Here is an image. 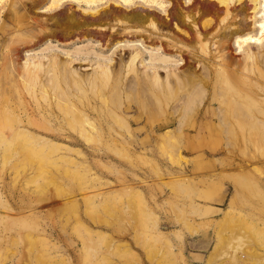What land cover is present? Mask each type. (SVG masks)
Returning a JSON list of instances; mask_svg holds the SVG:
<instances>
[{
  "label": "rangeland",
  "instance_id": "rangeland-1",
  "mask_svg": "<svg viewBox=\"0 0 264 264\" xmlns=\"http://www.w3.org/2000/svg\"><path fill=\"white\" fill-rule=\"evenodd\" d=\"M263 23L264 0H0V137L49 141L0 146V264H264ZM188 60L217 70L206 113L136 85Z\"/></svg>",
  "mask_w": 264,
  "mask_h": 264
},
{
  "label": "bare ground",
  "instance_id": "bare-ground-1",
  "mask_svg": "<svg viewBox=\"0 0 264 264\" xmlns=\"http://www.w3.org/2000/svg\"><path fill=\"white\" fill-rule=\"evenodd\" d=\"M263 27H264V23H263ZM80 36H81V34H80ZM73 39H74V37H73ZM155 59L156 60H162V61L167 62V63L169 62V58L165 57L163 55H157L155 57ZM186 64L187 65L185 67H182V68L176 67V68H174L173 69L174 73L171 72L172 74L168 75L166 79H161L160 76L158 75L157 71H155L152 76H148V78H146L145 76H139L138 79H137L136 85H139V87H142L144 90L150 91L151 93L149 95L153 96V98L155 99V101L157 103L161 104V101H163V100L167 101L166 105H168L173 98L179 96L181 94V91L187 90L188 93H187L186 96H184V100H185L184 104L191 105L194 102L195 105L197 106L196 112L198 111L200 113H206L208 111L204 110V112H202V110H200L199 104H197V101H196V97L197 96L200 97L201 94H203V92H205L207 85L209 84V82H211L208 79H210V78L212 79V75L216 74L215 71L217 72V70L214 69V71H212L209 67L206 66L207 67V70H206L207 72H206V74H202V73H198L196 71V69L194 68L193 64L189 60L186 62ZM221 64L222 65L224 64L223 67H225V68L220 70V72L224 73V75H222V76H224L223 77L224 81L227 84H231L230 75H229L230 74V70L228 69V67L230 66V62H228L227 64H225V63H221ZM208 65H209V63H208ZM50 72H51V74L49 75V80L53 81L55 85L59 86V80H61V81H64V82L68 83V85H69V90L68 91H70L71 87L73 88V86H77V87L82 88V85H81V84H83L82 81H80L77 78H74L73 73H72L71 70L68 71V70L64 69L63 71H61V73L59 75L58 71L56 70V68L54 66L50 70ZM105 72H106V70L103 73H105ZM203 72H205V71H203ZM107 79H108L107 77L103 78V79H99L97 76H94V77L89 78L88 80H89V83L93 85V87L100 86L101 89L99 91H102L103 86L104 85L106 86V84L108 83ZM116 82L117 83L115 85L117 87V93L119 94V91L122 88L121 79L118 78L116 80ZM44 85H46V84H44ZM119 86H120V90H119ZM125 89L126 90H123V91H127L128 92L131 88L127 87ZM235 90H236V88H235ZM68 91H67V93H65L62 90V91H60V93H63V94L67 95ZM234 93H236L237 95L241 96V91L238 90V89L235 92H233L232 94H234ZM57 96H58V94H57ZM103 97H106V96H103ZM200 101L201 102L202 101L206 102L207 100H205V97L203 96V97L200 98ZM238 102H239V99H236V98L229 99L228 100V105H229L230 109H228V108L227 109H220V110H218L216 112V114L218 115V120L222 124H225V129H227V132L233 131L235 126H234V124L232 122L229 121L228 114L226 112L228 111V113H229V112H231L232 109L235 110V112H233V110H232V112H233V113H231L232 114V119L234 117L235 120L239 121L238 112L241 109H242V111L244 110L243 109V105L241 106ZM173 108H175V106ZM85 109L87 110L88 107L85 106ZM125 109H127V108L126 107H122V111L123 112L125 111ZM190 109L194 110L192 107H190ZM162 111H164V110L162 109ZM243 113L247 114L246 111H243ZM213 114L215 115V112ZM245 114L243 116H246ZM249 115H250V113H249ZM249 115H247V116H249ZM80 119H81V121H80L81 125H82V127H84V128H81L83 134L87 133L86 129H88L90 127H91V129L98 127L97 123L92 120V118L89 116L88 113H85L84 115H82ZM244 119H245V117H244ZM184 121H185V119H184ZM248 121L246 120V122H248ZM251 122H253V121L251 120ZM261 122H263V121H261ZM236 123L239 124L238 122H236ZM212 124H213L212 122H208L207 120L206 121L202 120V121L198 122L196 125H193L192 126L193 128L190 129L189 131H195V132L199 133V132H202V131L212 132L215 129L216 130L219 129V128H214L212 126ZM24 125L23 124H19V126L14 129V136H13L14 138H15L16 135H19L23 131H25V126ZM262 125L261 126L264 127V123H262ZM165 126H169V124H163L162 123L160 126L157 125L156 127H159V128L164 127L165 128ZM241 126H242L243 129H245L244 125H241V123H240L239 127L241 128ZM251 126H253V123L251 124ZM252 128L253 127H250L249 130H251ZM88 130H90V129H88ZM32 131H34V130H32ZM242 131H244V130H242ZM0 135H2V134H0ZM50 135H51V137L53 139H60V138L63 139L62 135H60V134L53 133V134H50ZM37 136H39V135H37ZM14 138H9V136L3 135L2 138L0 139V146L5 145L6 148L7 147L8 148H27V147H30V146H39V145L42 146V145H45V144H47V145L49 144V141H45V142L42 141L40 143H35V142L29 141V140L15 141ZM52 138L50 140H53Z\"/></svg>",
  "mask_w": 264,
  "mask_h": 264
}]
</instances>
